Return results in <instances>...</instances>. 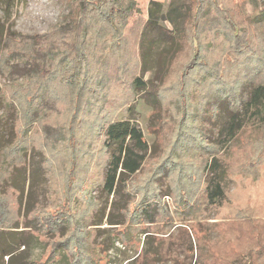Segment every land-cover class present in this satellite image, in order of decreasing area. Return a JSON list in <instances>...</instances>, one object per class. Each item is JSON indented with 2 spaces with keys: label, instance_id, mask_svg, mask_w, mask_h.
<instances>
[{
  "label": "rangeland",
  "instance_id": "obj_1",
  "mask_svg": "<svg viewBox=\"0 0 264 264\" xmlns=\"http://www.w3.org/2000/svg\"><path fill=\"white\" fill-rule=\"evenodd\" d=\"M191 1L135 0L140 20H156L166 30L181 25ZM235 3L248 24L246 20L256 14L253 1L235 0ZM66 6V0H14L11 9L5 13L4 4H0V25L16 35H42L58 22V17L66 13ZM162 39L164 50L146 51L143 69L133 70L144 81V88L129 93L121 84H109L104 93L101 92L103 89L100 90L104 94L101 97V109L95 107L97 104H92L91 108L85 106L81 113L74 115V125L68 124L69 118L63 110L66 109V101L61 95L55 99L46 94L47 99L37 104L41 110L40 117L34 118L31 121L33 124L26 128H23L25 124L20 113L22 104H16L14 108L6 105V100L11 102L13 98V86L21 83L22 74L54 71L58 65H64L63 44L69 40L68 35L55 36L50 55L29 56L16 52L0 57V235L3 236L0 242V264H8L4 256L8 247L15 250L11 264H54L50 263L51 259L47 260L48 252L43 253L42 248L34 244L33 237L29 236L35 235L32 233L35 226L42 227L40 221L43 217L61 210L59 206L64 202L62 194L65 189L62 179L65 176L72 182L74 177H82L80 187L70 198V220L67 218L70 225L67 228L75 227L73 223L78 225L80 229L76 230H81L84 245L90 244V253H84L83 258H78L73 264H127L128 258H135L144 251L143 241L147 235L144 232H159L155 239L165 242L163 254L155 260V264H233L237 260H240L238 264H264V155L253 143L257 130L252 128H246L238 137V149L232 163L234 169L228 171L229 180L225 188L226 207L201 209L193 214H189L192 209L183 213L176 211L173 201L175 196L167 192L164 175L158 181L154 180V185L162 190L156 201L163 208L160 212L154 209L157 219L153 224L132 226L129 230L126 222L124 225H109V220L117 223L123 221L117 216V209L126 201L129 202L133 194V202L139 199L137 193L142 192L141 187L147 189L146 183L160 163H182L173 154L175 150L181 151L180 143H191V136L198 135L200 131L204 138L201 136L197 139L206 144L213 137L209 139L212 127L223 125L228 119L227 115L222 114L213 123L209 114L204 112L208 106L198 107L202 110L195 114L202 121L195 124V129H184L188 138L179 127L184 123L189 104L196 105L202 101L204 89L201 91L194 86L190 96L184 98L185 104L176 107L171 102H165L163 106L154 103L156 88L167 75V61L176 48L166 36ZM221 40L220 35L217 42ZM17 48L11 46L12 50ZM7 67L10 68L9 75L4 70ZM84 67L83 62L80 65V78L86 73ZM12 79H16L17 83L9 85ZM114 120H130L135 124L142 133L147 149L145 152L134 149L144 156V162L139 171L129 177L126 193L121 192V189L115 195H109L103 188L106 161L112 153H117L118 147L113 145L106 148L103 128ZM185 123L190 127L188 121ZM70 139L75 144H71L72 147L64 152V145ZM21 144L28 145L26 152L18 149ZM126 144L132 145V142L126 141ZM174 146L175 150L171 151ZM30 153H33V159ZM32 161L34 164L37 162L38 166H35L40 168L33 178L28 167ZM56 161H59L58 164ZM182 161L186 162L187 159L182 157ZM40 163L43 164L42 168ZM54 164L59 165V169L51 179L50 168ZM18 168L21 170L17 171ZM26 171L29 174L27 180L23 178ZM30 186H33V190L28 196ZM193 226L201 231L191 232L193 254L189 257L184 247L180 246L183 241L178 229ZM123 231L126 233L122 234ZM170 236L171 241H177L173 245L174 249L167 245ZM42 239L48 248L50 242L57 238L48 235ZM149 241L152 242V239ZM135 264H141V261Z\"/></svg>",
  "mask_w": 264,
  "mask_h": 264
},
{
  "label": "trees",
  "instance_id": "obj_2",
  "mask_svg": "<svg viewBox=\"0 0 264 264\" xmlns=\"http://www.w3.org/2000/svg\"><path fill=\"white\" fill-rule=\"evenodd\" d=\"M252 1L256 14L246 20L248 24L235 0H192L181 25L172 30L164 29L156 20H140L135 0H66V13L58 17V22L42 35H16L0 25V57L16 52L29 56L50 55L55 36H69V40L63 44L64 65H58L54 71L22 74L20 84L12 79L9 85H16L13 86V98L9 97L11 102L6 100V105L14 108V105L22 104L20 113L25 124L23 128H26L33 124L31 121L34 118L40 117L41 110L37 104L47 99L46 94L55 99L61 95L63 101H66V109L63 110L69 118L68 124L74 125V115L81 113L85 106L89 105L87 108H91L92 104H97L95 107L101 109V97L104 94L100 90L103 89L101 92L104 93L109 84H121L129 93L144 88V81L133 70L143 69L146 51L164 50L162 37L166 36L176 48L167 61V75L156 88L158 90L155 91L154 103L163 106L165 102H171L176 107L185 104L184 98L190 96L194 86L201 91L204 89L202 101L196 105L189 104L190 107L186 105L190 109L186 115L183 113L185 120L179 128L187 137L184 129H195V124L202 121L195 114L202 110L198 107L208 106L204 112L209 114L213 123L222 114L227 115L228 119L223 125L212 127L209 139L212 135L213 137L210 142L200 143L197 138H201L202 132L199 131L198 135L191 136V143L186 141L178 144L181 151L176 152L175 146L172 147L171 151L175 150L173 154L182 163H160L153 177L148 179L147 189L141 187L142 192L137 193L139 199L133 202V194L129 202L126 201L117 209V216L123 221L117 223L109 220V225H124L126 222L129 230L132 226L153 224L157 219L154 209L160 212L163 208L156 201L162 190L154 185V180L158 181L164 175L167 192L175 196L173 201L176 211L183 213L192 209L189 214H193L201 209L223 208L226 204L228 171L234 169L232 163L238 149V137L246 128L257 130L253 143L264 155V0ZM13 3L14 0H0V4H4L3 12H8ZM220 35L222 40L217 42ZM12 45L18 48L12 50ZM83 62L86 73L80 78V65ZM5 63L6 61L3 62L4 65ZM4 70L9 75L10 68ZM3 99L5 100L4 96ZM186 121L191 124L190 127H187ZM103 129L106 148L113 145L118 147L117 153H112L106 161L103 188L109 195H115L121 189V192L126 193L129 177L135 175L144 162V156L134 149L145 152L147 144L141 131L130 120L110 121ZM126 141L132 142V145L126 144ZM71 144L75 143L70 139L68 146L64 145V152L72 147ZM18 149L26 152L28 145L21 144ZM30 154L33 159V153ZM182 157L187 161H182ZM258 160L257 156L256 161ZM33 162L28 163L32 178L39 168L35 166L38 163ZM56 164L50 168L51 179L59 169ZM39 166L42 168L43 164L40 163ZM19 170L21 169L18 168L17 171ZM28 176L26 171L23 178L27 180ZM80 178L82 177H74L73 182L72 179L67 180L66 176L62 179L65 189L62 194L64 202L59 206L61 210L57 214L43 217L40 221L42 227L35 226L32 231L35 235L29 236L33 237L34 244L40 246L43 253L48 252L47 260L51 259L50 263L73 264L78 258H83L84 253H90V244L84 245L81 230H76L80 229L78 225L73 223L75 227L70 228V232L67 231L70 230L67 228L70 225V198L80 187ZM32 187L30 186L28 196L32 193ZM43 228H46L44 232ZM186 229H178L183 241L180 246L191 257V232L201 229L195 226L187 229L188 231ZM125 233L126 231L122 232ZM158 233L144 232V235L147 234L143 241L144 251L135 258H128L127 264H135L139 260L141 264H155V260L163 254L165 244L163 240L155 239ZM48 235H55L57 239L51 241L47 248L42 237ZM171 238L170 236L167 240ZM2 239L3 236L0 235V242ZM176 243L177 241L170 240L167 245L174 249L173 245ZM14 252L12 248H6L4 256L7 257L8 264H11ZM139 256L140 259L137 260ZM238 261L240 260L233 264H238Z\"/></svg>",
  "mask_w": 264,
  "mask_h": 264
}]
</instances>
